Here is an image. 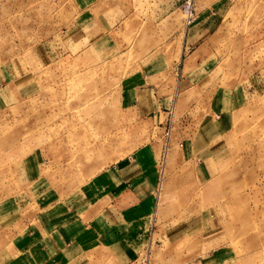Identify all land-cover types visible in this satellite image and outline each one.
Segmentation results:
<instances>
[{"label": "rangeland", "instance_id": "374dc122", "mask_svg": "<svg viewBox=\"0 0 264 264\" xmlns=\"http://www.w3.org/2000/svg\"><path fill=\"white\" fill-rule=\"evenodd\" d=\"M94 1L0 0V253L40 191L50 210L90 204L97 174L150 154L158 243L137 264H264V0H194L191 26L185 0ZM185 48L209 60L203 85L181 79ZM154 63L163 99L143 118ZM218 130L223 158L204 160Z\"/></svg>", "mask_w": 264, "mask_h": 264}, {"label": "crops", "instance_id": "0c3cea01", "mask_svg": "<svg viewBox=\"0 0 264 264\" xmlns=\"http://www.w3.org/2000/svg\"><path fill=\"white\" fill-rule=\"evenodd\" d=\"M97 3L89 0L88 10ZM101 16L97 13L96 19L102 21ZM188 49H184L180 62L181 79L193 83L200 78L199 85H203L209 60L202 56L189 58ZM157 69L154 63L144 66L138 74L136 108L143 118L156 114L161 107L162 94L155 87L160 84ZM246 89L234 92V100L241 98L240 94L246 95ZM227 103L224 107L216 106L219 118L228 115L235 118V109H230ZM225 123L220 122L222 132H226ZM218 135L214 140L218 144L215 149L204 152L206 147L202 148L200 154L204 160L207 158L211 162L223 158L225 149L219 144L223 138L220 130ZM147 155L138 154L136 159L114 163L97 174L90 186L95 198L90 204L77 201L57 204L55 211L50 210L49 203L43 204L47 201L43 200L48 197L47 190L40 191L32 202L37 216L22 218L7 226L12 237L4 253H0V264H137L138 257L158 243L154 230L158 176L155 161ZM166 243L165 239L160 240V244Z\"/></svg>", "mask_w": 264, "mask_h": 264}, {"label": "built area", "instance_id": "2783aa9c", "mask_svg": "<svg viewBox=\"0 0 264 264\" xmlns=\"http://www.w3.org/2000/svg\"><path fill=\"white\" fill-rule=\"evenodd\" d=\"M184 12L186 14L187 25L191 26L195 23L196 12L194 7V0H185L183 6Z\"/></svg>", "mask_w": 264, "mask_h": 264}, {"label": "bare ground", "instance_id": "6f19581e", "mask_svg": "<svg viewBox=\"0 0 264 264\" xmlns=\"http://www.w3.org/2000/svg\"><path fill=\"white\" fill-rule=\"evenodd\" d=\"M247 210H248V209H247ZM247 210H246V211H247ZM243 213H244V212H243ZM246 213H247V212H246ZM251 214H252V213H251ZM245 215H246V214H245ZM247 217H248V216H247ZM248 219H249V218H248ZM238 220H239V219H238ZM262 220H263V219H262ZM234 221H236V220H234ZM238 222H241V221H238ZM235 224H236V223H235ZM241 224H242V223H241ZM236 225H237V224H236ZM260 225H262V223H261ZM260 225H259V226H260ZM233 226H234V225H233ZM231 227H232V226H231ZM240 227H243V226L240 225ZM236 228H237V227H236ZM244 228H245V226H244ZM240 229H241V228H240ZM240 229H239V230H240ZM245 229H246V228H245ZM247 229L249 230V228H247ZM231 230H232V229H230V231H231ZM234 230H235V229H234ZM236 230H237V229H236ZM248 230H247V231H248ZM259 231H260V230H259ZM235 232L237 233V231H235ZM240 233H241V231H240L238 234H240ZM251 233H252V232H251Z\"/></svg>", "mask_w": 264, "mask_h": 264}]
</instances>
